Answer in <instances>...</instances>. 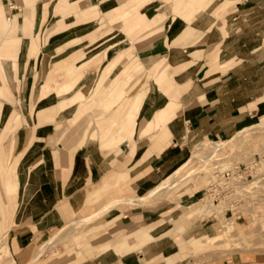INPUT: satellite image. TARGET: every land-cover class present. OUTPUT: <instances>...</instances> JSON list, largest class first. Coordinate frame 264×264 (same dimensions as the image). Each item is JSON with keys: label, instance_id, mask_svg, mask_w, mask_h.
<instances>
[{"label": "crops", "instance_id": "0c3cea01", "mask_svg": "<svg viewBox=\"0 0 264 264\" xmlns=\"http://www.w3.org/2000/svg\"><path fill=\"white\" fill-rule=\"evenodd\" d=\"M8 2L21 9L10 10ZM131 48L144 65L141 80L149 82L135 129L124 121L135 118L130 108L120 104L128 102L137 77L124 78L123 94L110 88L129 62L103 76L110 60ZM0 60V81L13 97L0 100V129L15 111L21 115L11 136L18 158L15 190L4 193L0 187V222L16 196L6 222L16 264H29L39 244L72 215L103 208L89 237L110 230L112 238L84 244L92 252L68 263L151 264L166 258L164 264H175L184 250L207 245L209 234L192 236L179 251L169 234L185 230L193 217H183L197 202L171 216L173 227H163L176 211L171 206L118 204L127 194L143 196L164 182L188 161L194 143L233 137L264 112V0H0ZM57 64L65 65L49 79ZM67 66L69 72L62 73ZM166 70L176 88H160L145 74L162 77ZM47 81L57 88L74 81L75 87L45 95ZM64 96L87 98L53 121L40 118V111ZM84 107L90 108L89 129L77 121ZM115 133L122 140L116 146L108 140ZM4 140L10 147L11 138ZM198 191L184 194V202L196 200ZM200 221L197 231L208 232Z\"/></svg>", "mask_w": 264, "mask_h": 264}, {"label": "rangeland", "instance_id": "374dc122", "mask_svg": "<svg viewBox=\"0 0 264 264\" xmlns=\"http://www.w3.org/2000/svg\"><path fill=\"white\" fill-rule=\"evenodd\" d=\"M105 56L107 54V50L103 53ZM103 54L99 56V61L103 59ZM97 56V55H95ZM94 56V57H95ZM88 57H91L88 56ZM93 57L89 58V60H92ZM129 62V65L125 66L124 70H121L119 73H116L115 76H113V79L111 81L110 87L114 91H118L121 89V92L123 94L124 86L122 83H124V78H131L134 79L137 77L134 85V87L131 91V95H128L129 93L126 92L125 95H128V99L126 98V103H121L120 106H123V109H127L126 107L130 108L131 115H133L135 118L132 122L129 121V117L125 116L124 121L129 122L131 126L136 124V118L140 111V108L142 106V103L144 101L145 96V89L148 88V81L141 80V76H139L141 73L144 72V65L141 63V61L138 59V57L134 54L133 49H127L125 51H121L118 55H116L113 59L110 60L109 64L103 71V76L106 79L111 71L122 61ZM75 62V61H74ZM71 62V63H74ZM86 62H88L86 60ZM65 63V62H64ZM2 62L0 60V66ZM68 64V63H65ZM63 64V65H65ZM63 65L57 64L55 65V69L51 71L49 79L54 76V74L62 67ZM71 66V65H70ZM70 66H67V71H63L62 73H68L70 70ZM75 72V70H74ZM83 74V73H81ZM145 74H147V79H150L151 76L155 77V81L160 86L162 85H171V88H176L174 85L170 83V75L168 71L166 70L162 77H159L152 73L150 71H147ZM166 74V75H165ZM67 77V76H66ZM77 77V76H75ZM74 77V78H75ZM82 75H80V78ZM1 79V77H0ZM104 79V80H105ZM115 79V80H114ZM140 80L143 82V84L137 86L140 82ZM49 81L46 82V84L43 86V93L46 95L54 88L57 90V93L59 95H64L66 93H69L74 89L75 82L73 81L71 84H62L61 86L54 87L49 85ZM120 83V84H119ZM136 86V87H135ZM110 89V90H111ZM140 90V92H139ZM180 93V92H179ZM9 96H8V95ZM11 96V97H10ZM72 96V95H71ZM64 96L61 98L60 102L48 109L42 110L39 112L40 118L44 117L45 120L53 121L52 118L55 120V116L60 113V111L65 110L69 106L74 105L77 101L86 99L87 97L83 99H74L71 101L72 97ZM118 96V95H116ZM12 92L10 88L2 86V83L0 81V100H9L12 101ZM4 105V102L3 104ZM0 105V110H2L3 106ZM88 107L90 105L88 104ZM90 108L87 110L84 107L83 112H80V116L77 121H79V127L83 125L84 127H88L89 129L91 124L90 117L86 116V112H88ZM123 111V110H122ZM264 115V112L259 115V117L255 118L254 125L261 123L262 119L261 116ZM1 117V115H0ZM21 115L18 112H14L9 120L5 123V125L0 129V162H3V164H0V187L5 192H11L15 190L12 186L16 183H13L14 179L16 180L17 177V163L18 158H14V155L12 153L13 146H14V140H12V135L15 133V130H13L12 126L18 125L20 122ZM70 124H74L75 118L69 121ZM64 125L58 124V127ZM252 127L249 126V128ZM263 128L258 129L257 131H250L248 134H245L244 136H240L242 134L238 133L236 134L233 139V137H230L226 140L228 142L230 141L231 146L226 145L224 149L225 152L221 151L220 153H216L217 156H214L210 159L207 158L210 155V151L213 150V144L216 141H202L198 143H194L192 145V153L188 160L192 159L195 154L200 158H195L190 160V163L183 167L181 170V175L184 179H186L185 182H183L177 189H174L172 192L169 193V197H165L163 195L157 196L153 204H150L148 208L151 209H157L160 207H173L174 214H169L168 218L164 220H169L170 223L165 224L163 227H173L174 223L173 221H170L171 216L177 217L179 213H181L187 206L194 204V203H202V202H208V206L211 209H214L216 206H218L217 209H222L223 218L230 219L233 222H235L238 227L241 229L240 237L234 236L232 238L233 240L229 244L227 241L221 239L214 242L211 246H209V241L207 245H204L202 247L193 248L190 247L188 250H184L185 254L182 257H178L175 264H264V185L261 186V188L257 189L255 191L253 188L254 185L258 184L259 181L255 180L251 183H253L250 188H247L245 186V189L248 193H245L243 191H238L235 194H232L225 200H221L217 204L215 202L211 201V198L207 196L206 190L208 189V186L211 184V182L214 179L215 172L217 170H224L232 167L235 164L241 163V164H247L251 162V160L254 159V157L258 156L259 154H264V126H261ZM247 129V128H246ZM245 129V130H246ZM244 131V130H243ZM242 131V132H243ZM122 132V131H121ZM134 133V131L132 132ZM120 134H113L108 136V140L110 144L112 145H118L122 140H116V138ZM11 138V145L9 147V140H4ZM107 136H104V138ZM116 140V141H114ZM113 141V142H112ZM225 141V140H219L217 143ZM112 142V143H111ZM205 143V150H201V152L197 151V146H200V144ZM210 145V147H209ZM9 147V154H6L3 150L6 151V149ZM209 147V148H207ZM210 149V150H209ZM7 152V151H6ZM199 152V153H198ZM194 153V154H193ZM202 154V155H201ZM9 160H7L8 158ZM253 178H250L252 180ZM13 180V181H12ZM250 185V183H249ZM197 196L198 198L196 200H190L186 204L185 199L188 197L187 194L193 190H198ZM133 194H127L123 197V200H127L128 196ZM184 195V196H183ZM135 197V196H134ZM203 197V198H202ZM206 197V200L204 199ZM9 198V197H8ZM15 198L13 197L12 200L9 199L8 205L10 206V209L7 211L6 215L7 217H3L2 215V222H0L1 230H0V264H16L15 260L12 257V254L10 253L8 247H7V231H8V225L6 222H9V220L13 217L15 212ZM133 198V197H129ZM202 198V200H200ZM180 200V201H179ZM152 201V202H153ZM179 201V202H178ZM151 202V203H152ZM157 204V205H156ZM183 204V205H182ZM117 206V205H116ZM136 206H143L144 205H134L133 203H126L122 202L121 204H118V207H136ZM179 208V209H177ZM14 209V212H13ZM104 209V208H103ZM98 211L95 214L91 215H81V214H74L72 215L65 225L55 230L50 234L49 238H46L41 244H39L35 255L39 251V249L42 247V245L50 241V239H53L54 236L57 234V238L55 242L53 241L48 249L45 250V252L41 255V257L38 260H32L29 264H67L68 262L74 260L75 258H78L82 255V253L85 254V256L89 255L91 251L90 246L84 247V244L90 243V245L100 243L108 238H112L111 231L107 230L106 233L103 232V234H100L96 238L89 237V233L97 226L95 224H98V215L102 214L99 213L101 211ZM209 209V208H208ZM206 208L205 212H200L199 214H203V218L196 214L192 220H190L186 226L185 230L177 236V233L175 231H172L171 234L173 237L176 238L177 243L179 244V251H181L180 243H186L189 241V239L192 236L200 237L204 234H213L217 231L218 226L220 225L219 216L218 214L213 210ZM179 210V211H178ZM181 210V211H180ZM171 213V212H170ZM93 216V218L87 223V224H76L77 221L89 218ZM205 220L204 227H208V232L205 231H197L201 227L202 222L200 220ZM222 219V218H221ZM220 219V220H221ZM127 221V220H126ZM127 223V222H126ZM72 226V227H71ZM200 226V227H199ZM78 227V228H77ZM76 228V229H75ZM72 230V231H71ZM59 234V235H58ZM234 239L236 241L234 242ZM181 240V242L179 241ZM52 246V247H51ZM7 247V248H6ZM8 249V250H7ZM7 251V252H6ZM188 251V252H187ZM34 255V256H35ZM84 256V257H85ZM83 257V258H84ZM34 259V257H33ZM166 259V258H165ZM165 259H159L155 260L151 264H164ZM231 260V261H230ZM68 263V264H74Z\"/></svg>", "mask_w": 264, "mask_h": 264}, {"label": "bare ground", "instance_id": "6f19581e", "mask_svg": "<svg viewBox=\"0 0 264 264\" xmlns=\"http://www.w3.org/2000/svg\"><path fill=\"white\" fill-rule=\"evenodd\" d=\"M261 119H262V121H261V123H258V124H256V125H254V126H252V127H250V128H247L246 130H244L243 132H241L240 134H242V135H240V136H244L245 134H248V132H250V131H257L258 129H260V128H263V127H261V126H264V115L263 116H261ZM239 135V134H238ZM233 139H234V137H233ZM212 142V141H211ZM213 144V150H211L210 151V155H209V157L207 158V161H208V159H210V158H212V157H214V156H217L216 155V153H220L221 154V151H222V153H223V151L225 152V150L224 149H226L225 148V146L226 145H229V146H231V143H230V141L228 142V140H225V141H221V142H219V143H217V141L216 142H214V143H212ZM205 146H206V144L205 143H201L200 144V146H197L198 148L196 149V152L197 151H199V152H201V150H205V151H207V149H205ZM209 147H210V145H209ZM209 147H207V148H209ZM210 150V149H209ZM227 150V149H226ZM198 152V153H199ZM194 154V153H193ZM202 155V154H201ZM261 155H264V154H261ZM200 157V156H199ZM198 156H197V154H195L193 157H191L192 159H195V158H199ZM192 159H190V160H192ZM200 159V158H199ZM190 160H188L182 167H180L177 171H175L172 175H170L164 182H162L159 186H156L155 188H153L152 190H150L147 194H145V195H143V196H139V197H133V199L132 198H130V199H127V200H125V201H123V202H128V203H133L134 205H138V204H140V205H144V206H148V204H150L153 200H155L156 199V197L157 196H160V195H163V196H165V197H167L168 195H169V193L170 192H172L174 189H177L183 182H185L186 181V179H184L182 176H180L181 175V170H182V168L183 167H185V166H187L189 163H190ZM253 161H254V159L253 160H251V162H249V163H247V164H252L253 163ZM238 164H241V163H238ZM238 164H235V165H233V166H236V165H238ZM232 166V167H233ZM229 169V168H228ZM228 169H224V170H228ZM224 170H222V169H220V170H217V171H224ZM216 171V172H217ZM216 172H215V175H214V179H213V181L211 182V184L208 186V189L207 190H209V187L211 186V185H213L214 184V182L217 180L216 179ZM258 179V180H257ZM255 180H257V181H259L258 182V184L256 185H254L255 187L253 188L255 191H257V189H259V188H261V186L262 185H264V166H261V167H259L258 168V170H256V172H255V174H254V178L252 179V180H250V181H247V182H245L244 184H241L240 182H238V180H230L229 182H228V186H229V188L230 189H232V193L230 194H228L227 195V198L229 197V196H231L232 194H235V193H237L238 191H243V192H245V193H248L246 190H244L245 189V186H247V188H250V186H252L253 185V183H251V182H253V181H255ZM217 182V181H216ZM215 182V183H216ZM256 182V181H255ZM249 183H250V185H249ZM223 184H226V183H223ZM137 196V195H136ZM207 196H209L210 198H211V201L213 202V204L215 203V201H214V198H215V196L214 195H212V194H208L207 193ZM169 197V196H168ZM226 198V199H227ZM205 200H206V197L204 198ZM223 200H225V199H223ZM222 200V201H223ZM121 201V200H120ZM122 202V201H121ZM221 202V201H220ZM206 208L208 209H211L209 206H208V202H202V203H199V204H197V205H195V206H193L192 208H191V210H189L190 212L186 215V216H184L183 218H185V219H189V218H192V217H194L196 214H199L200 212L202 213V212H205V210H206ZM218 208V206H216L214 209H211V210H213V212L215 211L217 214H218V216H219V218L221 219V221H220V223H221V225L218 227V229H217V231L215 232V233H213V234H210L209 235V246H211L214 242H216L217 240H221V239H223V240H225V241H227L229 244L231 243V241L233 240L232 238H234V236H236V237H240V232H241V229L238 227V225L235 223V222H233L232 220H230V219H225V218H223V214H222V209H217ZM209 209H208V211H209ZM203 215V214H202ZM93 217H89V218H86V219H83L82 221H77L76 222V224L78 225V224H80V225H83V224H86L88 221H90L91 219H92ZM72 227V226H71ZM78 228V227H77ZM76 229V228H75ZM72 231V230H71ZM59 235V234H58ZM58 236H57V234H56V236H54V238L53 239H50V241H47V242H45L43 245H42V247L39 249V251L37 252V254L34 256V259L33 260H38L40 257H41V255L45 252V250L46 249H48L49 247H50V245H51V243L54 241L55 242V240L57 239L58 240V238H57ZM236 241V239H234V242ZM52 247V246H51ZM7 248V247H6ZM202 248H204V247H202ZM198 249V248H197ZM8 250V249H7ZM7 252V251H6Z\"/></svg>", "mask_w": 264, "mask_h": 264}, {"label": "built area", "instance_id": "2783aa9c", "mask_svg": "<svg viewBox=\"0 0 264 264\" xmlns=\"http://www.w3.org/2000/svg\"><path fill=\"white\" fill-rule=\"evenodd\" d=\"M10 10H20L18 5L8 2ZM264 166V155H258L254 157L252 164H238L230 167L228 170L216 172V183L206 190L208 194L215 196L214 201L217 204L222 200L226 199L227 195L232 193V189L229 188L228 182L230 180H238L241 184L250 181V178H254V174L259 167ZM226 183V184H223Z\"/></svg>", "mask_w": 264, "mask_h": 264}]
</instances>
